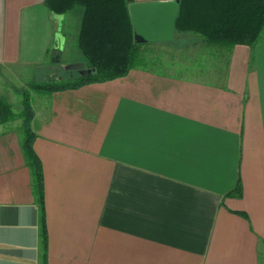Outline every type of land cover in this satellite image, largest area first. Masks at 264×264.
<instances>
[{"label": "crops", "instance_id": "1", "mask_svg": "<svg viewBox=\"0 0 264 264\" xmlns=\"http://www.w3.org/2000/svg\"><path fill=\"white\" fill-rule=\"evenodd\" d=\"M69 16L80 55V12L0 0V83L29 84L59 63ZM38 94L48 264H263V40L232 46L219 82L137 64ZM23 140L0 123V264H43Z\"/></svg>", "mask_w": 264, "mask_h": 264}, {"label": "trees", "instance_id": "2", "mask_svg": "<svg viewBox=\"0 0 264 264\" xmlns=\"http://www.w3.org/2000/svg\"><path fill=\"white\" fill-rule=\"evenodd\" d=\"M175 32H193L209 43L234 46H255L264 27V0H179ZM129 0H47L51 12L64 15L77 8L80 23L77 43L92 73L78 71V77L64 82L33 83L32 87L53 92L80 87L91 82H103L125 76L137 64L134 28L129 12ZM57 50V54H60ZM24 102L21 130L23 149L33 173V188L40 206V234L43 264L47 263L48 234L44 202L42 163L35 153L32 128L34 110ZM14 119L11 105L0 99V123Z\"/></svg>", "mask_w": 264, "mask_h": 264}, {"label": "rangeland", "instance_id": "3", "mask_svg": "<svg viewBox=\"0 0 264 264\" xmlns=\"http://www.w3.org/2000/svg\"><path fill=\"white\" fill-rule=\"evenodd\" d=\"M71 12L79 11L75 8ZM69 17H71V28L68 30V38L66 41L60 39V46L65 42L61 54L62 59L60 58L61 63H55L47 69L40 70L37 73L39 77L29 84L17 87L9 84L10 82L0 83V99L9 103L14 113V119L6 122L11 126L21 127L23 116L20 115L24 110L25 101H29L28 105L33 108L34 113L46 108V103L41 100L38 94V92L44 91L34 89L33 83L64 82L78 77L79 69L65 68L66 61L84 59L83 54L79 55L76 40L73 37L74 29H77L75 16ZM260 40L264 41V27ZM230 49L231 46L228 45L209 43L197 33L175 32L174 38L168 42L139 45L136 49L135 63L175 74L219 82L225 76Z\"/></svg>", "mask_w": 264, "mask_h": 264}, {"label": "water", "instance_id": "4", "mask_svg": "<svg viewBox=\"0 0 264 264\" xmlns=\"http://www.w3.org/2000/svg\"><path fill=\"white\" fill-rule=\"evenodd\" d=\"M134 40L137 43L170 41L175 35V21L179 12V0H158L136 2L129 0ZM61 40L64 36L60 35ZM66 69H79L81 72L92 73L95 69L88 68L85 62L69 63Z\"/></svg>", "mask_w": 264, "mask_h": 264}]
</instances>
